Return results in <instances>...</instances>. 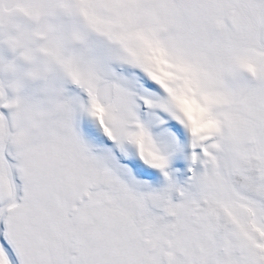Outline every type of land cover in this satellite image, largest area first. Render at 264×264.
<instances>
[{"label":"snow or ice","instance_id":"obj_1","mask_svg":"<svg viewBox=\"0 0 264 264\" xmlns=\"http://www.w3.org/2000/svg\"><path fill=\"white\" fill-rule=\"evenodd\" d=\"M0 264H264V0H0Z\"/></svg>","mask_w":264,"mask_h":264}]
</instances>
